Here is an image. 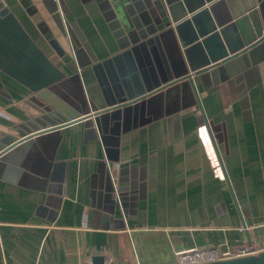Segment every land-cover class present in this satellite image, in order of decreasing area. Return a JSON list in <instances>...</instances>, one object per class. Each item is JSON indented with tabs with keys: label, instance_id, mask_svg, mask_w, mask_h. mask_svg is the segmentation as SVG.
Listing matches in <instances>:
<instances>
[{
	"label": "crops",
	"instance_id": "1",
	"mask_svg": "<svg viewBox=\"0 0 264 264\" xmlns=\"http://www.w3.org/2000/svg\"><path fill=\"white\" fill-rule=\"evenodd\" d=\"M148 2L147 11L160 17L162 7ZM162 2L176 14L202 4ZM258 4L219 0L217 7L209 8V17L202 19L222 27L234 25L226 38L229 44L220 38L215 55L248 46L264 34ZM0 7L16 17L65 78L79 75L96 93L102 91L97 76L103 85L110 81V71L119 83L142 78L140 69L145 68L138 67L132 52L119 49L94 0H62V18L75 27L97 60L81 69L74 58L77 47L62 36L43 0H0ZM157 29L164 30L162 25ZM206 47L190 51L194 65L207 60ZM161 48L170 65L168 47L162 43ZM80 58L86 62L90 54L83 50ZM108 60L113 62L96 68L97 73L93 70ZM210 85L197 89L208 119L222 124L219 150L239 214L197 107L179 121L158 120L121 135L119 161L111 166L125 193L113 214L105 197L106 177L98 170L105 151L98 139L84 135L81 122L60 130L56 149L48 141H34L41 137L33 138L17 165L8 160L0 167V264H90L95 254L104 255L105 264H174L179 250H234L248 244V236L251 244L264 248V61L219 86ZM30 94L0 70V148L6 138L20 137V126L39 132ZM241 104L248 106L243 109Z\"/></svg>",
	"mask_w": 264,
	"mask_h": 264
},
{
	"label": "water",
	"instance_id": "2",
	"mask_svg": "<svg viewBox=\"0 0 264 264\" xmlns=\"http://www.w3.org/2000/svg\"><path fill=\"white\" fill-rule=\"evenodd\" d=\"M45 1L43 0V3L52 11L53 20L56 21L62 36L68 39L70 45L74 44L78 49L74 52L78 68L95 63L97 60L84 38L74 26L62 18V0H58V4L55 0H50L51 7L49 1ZM94 1L108 22L119 49L126 53L132 52L138 67L145 68L140 69L142 78L135 76L133 82L119 83L116 78L114 79L115 72L110 71L108 72L110 81L107 78L101 85L96 75L102 87V91L96 93L94 87L84 86L79 75L65 78V74L42 53L24 31L16 17L8 9L0 10V70L24 85L31 93L28 101L37 107L35 109L37 115L33 116H39L34 122L41 125L39 129L37 126L32 127L39 130L33 134L28 132L29 129L27 130L25 125L20 126L16 129L19 138H6L5 146L0 148V167L8 160L17 165L22 150L34 144L33 141L30 142L33 138L41 137L34 141L39 144L48 141L56 149L60 130L82 122L84 135L98 139L105 151L106 158L98 162V170L106 177L105 197L109 204L108 212L113 214L118 203L121 204L122 195L125 193V188L118 186L121 180L118 181L119 184L114 180L115 169L111 166L119 161L121 135L158 120L179 121L183 114L197 107L226 186L238 210V203L219 150V145L224 142L222 124L208 119L197 85L203 89L211 87L212 83L219 86L221 82L233 79L238 71L242 72L248 67L263 62L264 34L254 43L238 49H228L226 54L218 57L215 51L219 49V39L225 38L229 44L226 38L234 25L222 27L202 18L209 17V8L217 7L219 0H199L202 3L199 7L187 6L185 12L179 14L172 13L171 8L167 11L162 0L157 2L154 0L153 5L162 7L160 17H154L152 9L147 11L148 0ZM258 2L264 23V0ZM174 6L176 7V5L171 6L173 11ZM194 12L196 13L192 14ZM189 13L192 15L188 16ZM166 17L167 20L163 21ZM201 20L205 25L200 24ZM160 25L164 30L157 29ZM202 33L205 35H201ZM162 43L168 47L170 65L164 59ZM192 44L193 47L189 48ZM205 46H207V60H202L200 66L194 65L190 61V51ZM83 50L90 54V60L86 62L80 58V52ZM112 62L108 60L98 64L93 70L97 73L96 68L110 65ZM234 81L237 82L236 79ZM243 96L240 101L244 99L242 103H245L246 99ZM241 106L246 109L248 104ZM29 125L31 126V123ZM53 157L54 155L50 160ZM20 166L23 167L24 164L20 163ZM248 245H251L249 236ZM105 262L104 255L95 254L90 257V264H105ZM206 264H264V250L247 257Z\"/></svg>",
	"mask_w": 264,
	"mask_h": 264
},
{
	"label": "built area",
	"instance_id": "3",
	"mask_svg": "<svg viewBox=\"0 0 264 264\" xmlns=\"http://www.w3.org/2000/svg\"><path fill=\"white\" fill-rule=\"evenodd\" d=\"M58 4V0H55ZM264 248L259 245H240L234 250H224L219 247L192 248L176 254L174 264H206L232 258H242L258 254Z\"/></svg>",
	"mask_w": 264,
	"mask_h": 264
}]
</instances>
